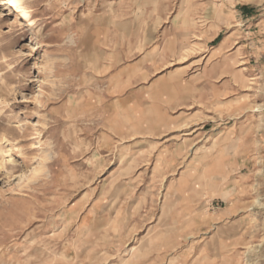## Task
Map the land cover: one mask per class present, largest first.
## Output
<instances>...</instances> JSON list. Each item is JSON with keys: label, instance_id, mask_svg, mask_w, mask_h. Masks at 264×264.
<instances>
[{"label": "rangeland", "instance_id": "374dc122", "mask_svg": "<svg viewBox=\"0 0 264 264\" xmlns=\"http://www.w3.org/2000/svg\"><path fill=\"white\" fill-rule=\"evenodd\" d=\"M0 264H264V0H0Z\"/></svg>", "mask_w": 264, "mask_h": 264}, {"label": "bare ground", "instance_id": "6f19581e", "mask_svg": "<svg viewBox=\"0 0 264 264\" xmlns=\"http://www.w3.org/2000/svg\"><path fill=\"white\" fill-rule=\"evenodd\" d=\"M23 16H24L25 18H29V13H28L27 10H23Z\"/></svg>", "mask_w": 264, "mask_h": 264}]
</instances>
